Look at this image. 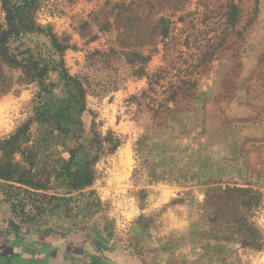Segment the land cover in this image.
Wrapping results in <instances>:
<instances>
[{
    "label": "rangeland",
    "instance_id": "obj_1",
    "mask_svg": "<svg viewBox=\"0 0 264 264\" xmlns=\"http://www.w3.org/2000/svg\"><path fill=\"white\" fill-rule=\"evenodd\" d=\"M31 2L34 23L67 45L75 87L51 73L33 103L39 88L0 57V140L36 105L57 113L59 125L30 122L32 179L68 201L24 221L0 193L9 229L79 237L135 264H264V0ZM5 16L0 0V23ZM12 45L44 51L49 40L27 33ZM93 133L119 145L103 141L91 185L69 190L63 177L82 158L66 167L70 150L94 153ZM225 186L256 191L258 206L224 201ZM217 202L254 224L257 245L230 236Z\"/></svg>",
    "mask_w": 264,
    "mask_h": 264
},
{
    "label": "trees",
    "instance_id": "obj_2",
    "mask_svg": "<svg viewBox=\"0 0 264 264\" xmlns=\"http://www.w3.org/2000/svg\"><path fill=\"white\" fill-rule=\"evenodd\" d=\"M6 16L5 22L0 23V57L7 61L10 65L20 68L24 71V75L30 78V83L35 84L39 90L36 92L33 103L40 104L43 92L46 91L45 79L51 73H56L62 85L73 94L75 81L67 74L63 62V51L67 48L53 33L37 26L32 17L33 3L31 0H1ZM43 32L49 40V45L46 50L33 51L30 48L20 49L19 46H13L12 43L23 38L27 33ZM188 84V82H187ZM40 105L34 107L35 115L29 121L19 125L11 134L0 140V193L5 197L4 201L10 202L13 208L20 206L27 215L24 221L31 220L30 212L35 210L43 212L50 200H54L57 205L61 202L68 201L65 197L48 195L45 193L49 189L40 181H33L32 173L36 160V147L30 143V122L37 121L38 123L49 121L50 123L59 125V119H56V114H51L50 111H40ZM107 141L110 143L109 150H114L119 145L116 138H101L98 134L93 133V137L89 140V150H96L94 153L85 152L84 147L71 149V158L65 164L69 167L74 163V159L81 153V166L69 174L66 170L63 180L67 182L69 190L81 189L91 185L94 172L92 169L93 163L98 158L101 148V143ZM79 153V154H78ZM20 154L21 161L15 160V155ZM65 167V168H66ZM33 189L31 191L30 189ZM222 190L224 201L236 202L237 205L247 206L249 209L252 206H258L259 194L250 188L229 187L225 186ZM21 193L28 194L25 197H20ZM220 198V196H218ZM25 206H28L26 208ZM215 217L221 220L226 219V223L230 224V236L239 237L244 244L257 245L258 234L253 223H249L245 217L235 213H224L219 202L214 206ZM24 209H26L24 211ZM15 212V210H13ZM228 217V219L226 218ZM237 239V238H236Z\"/></svg>",
    "mask_w": 264,
    "mask_h": 264
},
{
    "label": "crops",
    "instance_id": "obj_3",
    "mask_svg": "<svg viewBox=\"0 0 264 264\" xmlns=\"http://www.w3.org/2000/svg\"><path fill=\"white\" fill-rule=\"evenodd\" d=\"M10 207L0 202V264H135L120 250L99 251L89 240L39 237L7 226Z\"/></svg>",
    "mask_w": 264,
    "mask_h": 264
}]
</instances>
